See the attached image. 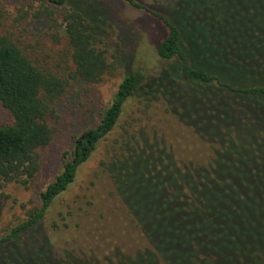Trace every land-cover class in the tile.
Returning <instances> with one entry per match:
<instances>
[{
	"label": "trees",
	"instance_id": "1",
	"mask_svg": "<svg viewBox=\"0 0 264 264\" xmlns=\"http://www.w3.org/2000/svg\"><path fill=\"white\" fill-rule=\"evenodd\" d=\"M37 1L23 26L32 36L42 28L62 35L68 46L64 67L42 68L0 35V107L9 117L0 124V181L25 187L39 171L40 150L51 142L57 112L117 65L101 46L111 22L100 3ZM120 1L160 18L166 33L156 53L170 64L151 78L141 69L125 72L99 121L72 136L37 205L0 234V264H89L69 254L53 260L47 236H37L39 223L136 96L165 100L211 144L213 156L205 166L180 167L153 135L137 132L132 136L138 138L118 141L115 151L126 154L115 162V181L149 246L111 264H264V0H163V14L136 0ZM221 25L255 37L243 45L242 36H221ZM208 96L228 110L216 119L217 130L199 123L214 112L210 105L200 119L196 111ZM250 157L246 164L234 162Z\"/></svg>",
	"mask_w": 264,
	"mask_h": 264
},
{
	"label": "rangeland",
	"instance_id": "2",
	"mask_svg": "<svg viewBox=\"0 0 264 264\" xmlns=\"http://www.w3.org/2000/svg\"><path fill=\"white\" fill-rule=\"evenodd\" d=\"M92 1L104 7L111 22L109 34L101 46L106 48L108 61H116L117 65L99 82L80 89L76 98L70 102L68 99L65 109L57 112V118L51 122L54 129L51 142L40 150V168L28 187L18 182L0 181V234L37 205L38 192L60 170L62 154L71 147L72 136L99 121L98 113L110 102L125 72L141 69L151 78L170 64L156 53V46L166 33L158 16L120 0ZM136 1L154 13H164L161 9L163 0ZM38 5L37 0H0V35L9 36L38 66L49 70L61 69L68 52L66 39L62 35H52L44 28L39 35L32 36L23 26ZM242 19L239 15L238 22ZM218 29L221 36H242L243 45L248 42L247 39L255 37L252 32L237 28L232 33L227 32L225 25ZM234 51L238 52L235 49L229 52L237 54ZM197 100L200 101V98ZM164 101L137 96L128 100L113 131L98 143L91 156L79 166L74 181L51 203L39 223L37 236H47L53 260L67 258L69 254L76 260L86 258L89 264H111L120 260L117 256L134 257L149 246L143 232L136 227L125 204L124 194L115 181L116 164L126 154L125 150L114 149L120 139L138 138L137 135L148 133L173 155L180 167L210 163L213 156L211 144L180 120L177 112L168 109ZM210 105L215 106L214 112L209 113L207 121L199 123L217 130L216 119H222L228 110L218 106L214 98L208 96L202 108L196 106L200 119L204 116L200 113L206 112ZM8 119L7 113L0 107V124ZM133 133H137L136 137L132 136ZM233 150L236 154L237 148L232 149V153ZM253 159L234 162L246 164ZM195 230L197 228L189 229Z\"/></svg>",
	"mask_w": 264,
	"mask_h": 264
}]
</instances>
